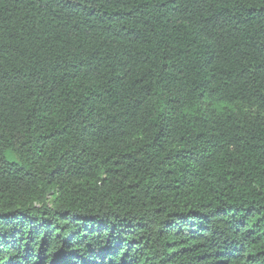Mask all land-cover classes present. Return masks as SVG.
Instances as JSON below:
<instances>
[{
    "label": "trees",
    "instance_id": "1",
    "mask_svg": "<svg viewBox=\"0 0 264 264\" xmlns=\"http://www.w3.org/2000/svg\"><path fill=\"white\" fill-rule=\"evenodd\" d=\"M0 264H264V0H0Z\"/></svg>",
    "mask_w": 264,
    "mask_h": 264
}]
</instances>
